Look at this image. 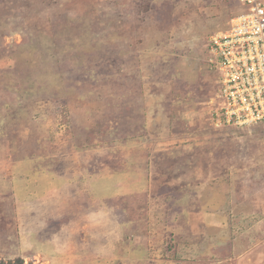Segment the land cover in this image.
<instances>
[{
    "label": "rangeland",
    "instance_id": "374dc122",
    "mask_svg": "<svg viewBox=\"0 0 264 264\" xmlns=\"http://www.w3.org/2000/svg\"><path fill=\"white\" fill-rule=\"evenodd\" d=\"M240 10L0 0V262L264 264V122L207 61Z\"/></svg>",
    "mask_w": 264,
    "mask_h": 264
},
{
    "label": "built area",
    "instance_id": "2783aa9c",
    "mask_svg": "<svg viewBox=\"0 0 264 264\" xmlns=\"http://www.w3.org/2000/svg\"><path fill=\"white\" fill-rule=\"evenodd\" d=\"M238 2L240 12L210 38L207 61L218 81L213 114L249 127L264 122V0Z\"/></svg>",
    "mask_w": 264,
    "mask_h": 264
},
{
    "label": "trees",
    "instance_id": "16d2710c",
    "mask_svg": "<svg viewBox=\"0 0 264 264\" xmlns=\"http://www.w3.org/2000/svg\"><path fill=\"white\" fill-rule=\"evenodd\" d=\"M0 264H4L2 262H0ZM10 264V263H9ZM14 264H23V261L21 259H17Z\"/></svg>",
    "mask_w": 264,
    "mask_h": 264
}]
</instances>
